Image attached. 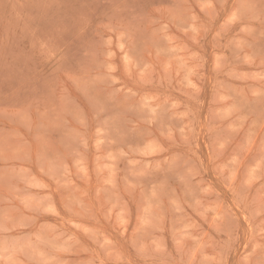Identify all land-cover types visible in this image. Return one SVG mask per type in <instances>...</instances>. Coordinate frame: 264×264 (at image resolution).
<instances>
[{
	"label": "rangeland",
	"instance_id": "obj_1",
	"mask_svg": "<svg viewBox=\"0 0 264 264\" xmlns=\"http://www.w3.org/2000/svg\"><path fill=\"white\" fill-rule=\"evenodd\" d=\"M0 264H264V0H0Z\"/></svg>",
	"mask_w": 264,
	"mask_h": 264
}]
</instances>
